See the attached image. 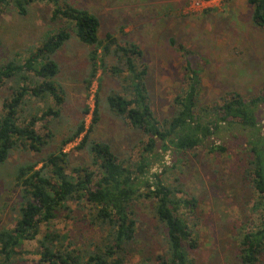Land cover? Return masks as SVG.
<instances>
[{"label":"rangeland","instance_id":"374dc122","mask_svg":"<svg viewBox=\"0 0 264 264\" xmlns=\"http://www.w3.org/2000/svg\"><path fill=\"white\" fill-rule=\"evenodd\" d=\"M16 0H10L0 24V65L22 60L50 34L61 27L71 31V38L53 56L59 66L56 81L64 89L65 101L54 106L55 100L30 98L25 115L41 116L48 106L60 109V115L48 116L37 123L40 134H52L41 152L15 147L9 158L0 164V232L13 229L19 218L23 201L22 188L17 180L21 167L43 161L51 152L62 148V141L72 136L81 122L85 131L63 150L69 154V168L92 165L87 148H79L85 134L111 146L120 161L134 163L147 136L134 129L110 107L112 94H127L131 79L127 73L116 75L112 67L119 60L97 49V69L91 77L94 46L81 42L67 21L52 19L53 5L45 0L27 4L28 13L21 15ZM87 8L100 19L99 37L106 44L111 34L118 43H135L143 51L137 60L138 69H145V84L150 104L160 122L170 119L176 110L175 99L186 86V53L200 73L199 104L221 103L228 94L253 97L264 88V31L251 18L248 0H70ZM174 39L177 43L172 44ZM26 85H31L26 83ZM10 84L0 90V115L3 103L10 96ZM98 100V103H97ZM98 120L94 123L95 110ZM29 115V116H30ZM226 147L225 152H209L198 148L181 154V163L167 170L166 183L176 185L195 196L197 206L188 215L198 234L199 246L190 249L196 264H241L236 256L237 233L244 223H257L253 210L256 194L246 177L249 154L241 138L228 131L213 140ZM164 159L169 166L176 161V153L167 151ZM72 212L62 211L52 226L65 238L87 249L91 241L99 240L102 232L87 219V210L70 203ZM137 240L135 252L128 264H157V256L165 248L164 233L154 214L153 202L142 199L136 204ZM47 227L42 226L35 240L18 246L19 255L10 264H48L41 262L39 240ZM1 247V243H0Z\"/></svg>","mask_w":264,"mask_h":264},{"label":"trees","instance_id":"16d2710c","mask_svg":"<svg viewBox=\"0 0 264 264\" xmlns=\"http://www.w3.org/2000/svg\"><path fill=\"white\" fill-rule=\"evenodd\" d=\"M33 1L36 0H16L19 14L26 15L27 4ZM45 1L53 5V20L69 22L81 42L94 46L91 77L96 74L97 49L101 46L105 53H112L119 60L120 67L113 66L112 72L127 73L131 86L127 94H112L110 107L145 134L147 140L142 142L137 161L129 164L120 161L110 145L85 134L79 148H87L96 169L89 165L69 168V154L63 147L83 134L85 124L81 122L73 135L62 141L60 150L48 154L41 167H37L38 163L21 167L17 180L23 201L15 227L0 232V264H10L19 255L18 246L37 239L43 225L47 229L39 240L41 262L128 264L137 240L136 204L142 199L153 202L155 217L164 233L166 244L163 253L157 256V264H196L189 252L199 246V236L188 215L198 201L195 196H181L187 193L166 183L164 176L167 170L181 163V154L198 148L225 152L226 147L213 143L224 131L244 142L243 147L250 155L245 174L256 194L253 210L257 223L250 228L249 223H244L238 231L236 256L241 264H264V88L253 97L231 93L221 103L201 106L199 70L191 60V52L179 46L186 53V86L175 99L177 106L172 117L162 123L150 104L144 79L146 71L138 69L137 60L143 56L139 45L120 44L111 34L106 36L104 44L99 37L97 15L73 5L70 0ZM9 3L10 0H0V24ZM248 3L252 6L253 24L264 31V0H248ZM68 29L63 26L49 34L22 60L0 65V90L7 83L11 90L0 115V164L7 161L15 147L41 152L49 143L52 134H40L37 123L48 116L60 115V109L55 107L65 101L64 89L56 81L59 66L53 56L71 38ZM171 42L177 43L174 39ZM30 98L54 99L56 106H48L41 116L34 113L26 116ZM98 113L96 109L94 123ZM169 150L176 153L171 166L164 159ZM70 203L86 209L89 224L102 232L101 238L91 241L87 249L65 243L66 238L51 225L62 211H73Z\"/></svg>","mask_w":264,"mask_h":264}]
</instances>
